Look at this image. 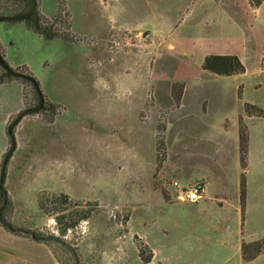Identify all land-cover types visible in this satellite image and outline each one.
Returning a JSON list of instances; mask_svg holds the SVG:
<instances>
[{"label":"rangeland","instance_id":"rangeland-1","mask_svg":"<svg viewBox=\"0 0 264 264\" xmlns=\"http://www.w3.org/2000/svg\"><path fill=\"white\" fill-rule=\"evenodd\" d=\"M36 1L53 39L0 21L3 59L45 97L14 127L0 264H264V0ZM218 53L244 71L203 70ZM37 98L2 75L0 164ZM175 180L204 197L177 202ZM60 213L78 223L61 233Z\"/></svg>","mask_w":264,"mask_h":264},{"label":"trees","instance_id":"trees-1","mask_svg":"<svg viewBox=\"0 0 264 264\" xmlns=\"http://www.w3.org/2000/svg\"><path fill=\"white\" fill-rule=\"evenodd\" d=\"M13 2L15 4H21L22 8L18 9L17 11L10 12L11 15L18 13L19 11L25 9V7H26V2L24 0H13ZM259 4H260V1L256 2V5H259ZM26 25L30 29L33 28L28 23H26ZM43 34L48 40L53 39L56 36V34L52 33L51 29L49 31L43 32ZM0 50H1V48H0ZM239 59L240 58L237 55H232V54H225V53L210 54V55H207L205 58H203L202 68H203V70L211 72V73L229 76V75L241 73L244 71V66ZM23 79H25V78H23ZM25 81L29 82L28 80H25ZM35 94H36V92H35ZM43 106H44V103H43ZM252 108H254V107L252 106ZM259 111H261V113H260L261 115L264 114V110L259 109ZM238 133H239V141H240V147H239L240 161H241L242 166L244 167V166H246V148H248L247 133H246L244 124L240 125ZM244 186H245L244 177L242 175V177H241V192H240V200H241L242 207L244 206V192H245ZM60 196L67 200V196L65 194H61ZM39 203H40L41 207L43 208V201L41 199L39 200ZM9 205H10V202L8 201V199L7 198L4 199V196L0 192V224L2 226L6 227L8 230H11L14 232L17 230V228L14 227L8 221V219L6 217ZM63 217H64L63 213H60V215H58L56 217V221L59 224H63L62 229H61L62 230L61 233L67 232V230L73 228L78 223V220H76V219L71 220L70 222L66 223V222H64ZM85 217L86 216H84L83 219ZM29 233L33 239L38 240V239L43 238L41 236V234L38 232H31L30 231ZM259 243H261V245H263L264 244V238H262Z\"/></svg>","mask_w":264,"mask_h":264},{"label":"water","instance_id":"water-1","mask_svg":"<svg viewBox=\"0 0 264 264\" xmlns=\"http://www.w3.org/2000/svg\"><path fill=\"white\" fill-rule=\"evenodd\" d=\"M26 2L25 9L19 11L16 14L13 15H0V21H6V22H15V21H25L26 23L30 24L34 30H36L38 33H43L45 31H49L48 27L41 26L39 17L37 15L38 5L36 0H24ZM0 50V66L3 68L4 73L3 76H15V77H22L25 78V80H28L32 86L34 91L36 92L38 98L37 105L31 108L22 109L14 120H12L6 127L7 135L10 138L9 147L7 151L5 152L2 163L0 164V192L4 196V199L7 198V192L4 189V183H5V175H6V167L9 163L10 157L15 149L16 145V138L14 134V127L17 124V122L25 115L34 113L38 111L40 108L43 107L44 103V95L40 88V85L38 81L31 75H26L25 73L19 72L9 66V64L3 59V56L1 54ZM2 75L0 76V80L2 79Z\"/></svg>","mask_w":264,"mask_h":264},{"label":"built area","instance_id":"built-area-1","mask_svg":"<svg viewBox=\"0 0 264 264\" xmlns=\"http://www.w3.org/2000/svg\"><path fill=\"white\" fill-rule=\"evenodd\" d=\"M173 183L175 187H178L176 193L172 195V198L177 200V202H195L200 201L204 197L206 186L200 180H196L192 184L183 187L177 180Z\"/></svg>","mask_w":264,"mask_h":264},{"label":"crops","instance_id":"crops-1","mask_svg":"<svg viewBox=\"0 0 264 264\" xmlns=\"http://www.w3.org/2000/svg\"><path fill=\"white\" fill-rule=\"evenodd\" d=\"M0 48H1V50L3 51V53L5 52V49H4V46H2V43H1V41H0ZM23 118V117H22ZM21 118V119H22ZM262 120V119H261ZM15 134V133H14ZM2 137H4V135H2ZM15 138H16V136H15ZM6 142H7V139H6ZM6 142H4L3 144H2V147H0V151L2 150V148H4L5 147V143ZM16 142H17V139H16ZM15 148H16V145H15ZM15 150V149H14ZM14 152V151H13ZM0 155H1V152H0ZM239 210H240V205H239ZM0 232H3L5 235H8V236H10V233H8V232H5V231H3V228L0 226ZM8 233V234H7Z\"/></svg>","mask_w":264,"mask_h":264},{"label":"flooded vegetation","instance_id":"flooded-vegetation-1","mask_svg":"<svg viewBox=\"0 0 264 264\" xmlns=\"http://www.w3.org/2000/svg\"><path fill=\"white\" fill-rule=\"evenodd\" d=\"M50 30V29H49Z\"/></svg>","mask_w":264,"mask_h":264}]
</instances>
